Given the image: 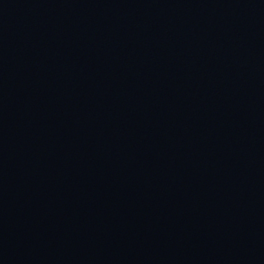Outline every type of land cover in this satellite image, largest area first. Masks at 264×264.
<instances>
[{"label":"water","instance_id":"95a60500","mask_svg":"<svg viewBox=\"0 0 264 264\" xmlns=\"http://www.w3.org/2000/svg\"><path fill=\"white\" fill-rule=\"evenodd\" d=\"M0 264H264V0H0Z\"/></svg>","mask_w":264,"mask_h":264}]
</instances>
